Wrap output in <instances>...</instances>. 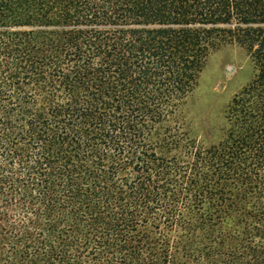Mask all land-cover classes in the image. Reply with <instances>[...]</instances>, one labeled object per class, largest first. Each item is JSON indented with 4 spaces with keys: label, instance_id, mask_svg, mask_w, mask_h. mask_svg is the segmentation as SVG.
<instances>
[{
    "label": "trees",
    "instance_id": "16d2710c",
    "mask_svg": "<svg viewBox=\"0 0 264 264\" xmlns=\"http://www.w3.org/2000/svg\"><path fill=\"white\" fill-rule=\"evenodd\" d=\"M253 80L199 148L208 58ZM264 264V0H0V264Z\"/></svg>",
    "mask_w": 264,
    "mask_h": 264
},
{
    "label": "rangeland",
    "instance_id": "374dc122",
    "mask_svg": "<svg viewBox=\"0 0 264 264\" xmlns=\"http://www.w3.org/2000/svg\"><path fill=\"white\" fill-rule=\"evenodd\" d=\"M255 73L254 63L239 46L223 48L208 58L197 88L181 108L188 137L199 148H208L224 139L227 108Z\"/></svg>",
    "mask_w": 264,
    "mask_h": 264
}]
</instances>
